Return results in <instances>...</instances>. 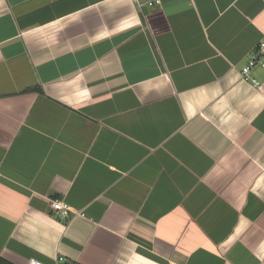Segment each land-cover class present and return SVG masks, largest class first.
<instances>
[{"label":"crops","instance_id":"0c3cea01","mask_svg":"<svg viewBox=\"0 0 264 264\" xmlns=\"http://www.w3.org/2000/svg\"><path fill=\"white\" fill-rule=\"evenodd\" d=\"M263 36L264 0H0V256L264 264Z\"/></svg>","mask_w":264,"mask_h":264},{"label":"built area","instance_id":"2783aa9c","mask_svg":"<svg viewBox=\"0 0 264 264\" xmlns=\"http://www.w3.org/2000/svg\"><path fill=\"white\" fill-rule=\"evenodd\" d=\"M159 2V0H156ZM150 1L148 4H152ZM254 67H260L264 71V36L257 42L252 49L249 57L247 58L244 66L241 70V76L244 80L250 81L253 86L261 87L263 83L251 76V70ZM52 208L56 211L57 215L61 219H68L71 211H73L67 204L62 200L54 199L51 201ZM78 214V212H76ZM27 264H48L45 261L31 257L27 260ZM53 264H70L66 257L63 255H57L54 259Z\"/></svg>","mask_w":264,"mask_h":264},{"label":"trees","instance_id":"16d2710c","mask_svg":"<svg viewBox=\"0 0 264 264\" xmlns=\"http://www.w3.org/2000/svg\"><path fill=\"white\" fill-rule=\"evenodd\" d=\"M0 264H10V263L0 256Z\"/></svg>","mask_w":264,"mask_h":264}]
</instances>
